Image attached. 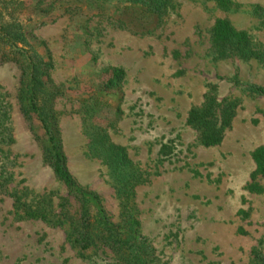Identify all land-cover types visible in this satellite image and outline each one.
Wrapping results in <instances>:
<instances>
[{"label": "rangeland", "instance_id": "1", "mask_svg": "<svg viewBox=\"0 0 264 264\" xmlns=\"http://www.w3.org/2000/svg\"><path fill=\"white\" fill-rule=\"evenodd\" d=\"M3 1L0 23H15L13 31L53 63L45 81L75 185L69 194L55 178L47 135L21 112L20 69L1 62L0 264H124L98 236L104 223L128 216L152 250L151 264H261L264 178L253 177L252 153L264 144V96L253 89L264 88V64L218 59L211 29L227 19L261 51L264 0H231L228 9L166 0L159 12L149 0H14L7 8ZM116 69L124 77L106 94ZM207 98L236 104L221 142L208 148L186 123ZM88 114L132 162L138 182L129 197L89 154ZM13 194L46 220L20 217ZM81 194L93 221L87 250L72 242Z\"/></svg>", "mask_w": 264, "mask_h": 264}, {"label": "trees", "instance_id": "2", "mask_svg": "<svg viewBox=\"0 0 264 264\" xmlns=\"http://www.w3.org/2000/svg\"><path fill=\"white\" fill-rule=\"evenodd\" d=\"M149 1L156 12L161 11L166 5V0ZM205 1L214 3L220 9H228L232 6L231 0ZM2 3L3 8H7L9 4H16L14 0H5ZM10 8L15 10L16 7ZM13 26L15 23L9 25L0 23V63L12 62L19 67L21 112L25 119H35L41 125L50 144L45 159L55 178L66 187L69 194H72L74 179L66 167V157L57 136L55 113L52 109L55 93L47 88L45 81L48 73L53 69V63L49 55L44 57L34 47L28 46L24 34L21 31L17 32V28L13 31ZM211 44L218 59L230 57L242 60L256 59L264 64V49L256 51L250 36L245 31L236 29L227 19H217L214 22L211 29ZM123 77L122 70H114L112 77L103 84L102 90L106 94L111 92ZM253 89L264 96V88L253 87ZM235 105L232 102L218 103L214 98H207L200 108H193L188 112L186 123L198 133L203 147H213L221 142L224 129L229 126L233 117ZM87 109H91V106ZM93 117V114L85 116L89 154L103 161L113 176L117 191L120 193L127 191L126 196L129 197L138 182L132 169V162L123 147L110 142L106 128L94 124L95 117ZM3 119L4 113L0 112V128ZM252 160L255 165L253 177L264 178V144L253 151ZM252 190L259 192L260 189ZM12 196L16 213L20 217L46 220V214L41 208L33 207L31 204L26 205L22 201V196L17 194ZM79 197L82 202V214L74 230L76 234L72 242L81 250H87L93 242L91 238L93 221L88 209L90 200L83 194ZM92 199L96 197L93 196ZM103 226L100 229V235H97L98 241L119 256L124 264L152 263V250L147 247L145 239L140 235L138 222L131 216L126 217L118 225L108 222ZM261 262L264 264V257L261 258Z\"/></svg>", "mask_w": 264, "mask_h": 264}]
</instances>
